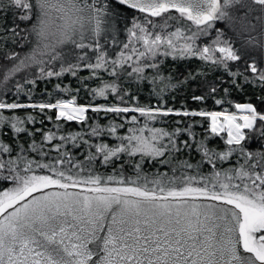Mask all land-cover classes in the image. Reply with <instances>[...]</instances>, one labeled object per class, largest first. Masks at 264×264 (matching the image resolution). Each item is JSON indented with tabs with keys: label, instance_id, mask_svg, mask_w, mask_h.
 <instances>
[{
	"label": "snow or ice",
	"instance_id": "snow-or-ice-1",
	"mask_svg": "<svg viewBox=\"0 0 264 264\" xmlns=\"http://www.w3.org/2000/svg\"><path fill=\"white\" fill-rule=\"evenodd\" d=\"M0 264H264V0H0Z\"/></svg>",
	"mask_w": 264,
	"mask_h": 264
},
{
	"label": "trees",
	"instance_id": "trees-1",
	"mask_svg": "<svg viewBox=\"0 0 264 264\" xmlns=\"http://www.w3.org/2000/svg\"><path fill=\"white\" fill-rule=\"evenodd\" d=\"M50 87V86H49ZM238 99H241V100H243V99H246V98H244V97H239Z\"/></svg>",
	"mask_w": 264,
	"mask_h": 264
}]
</instances>
